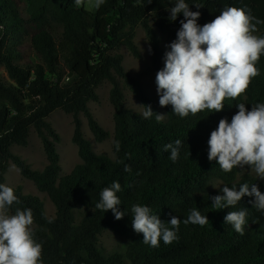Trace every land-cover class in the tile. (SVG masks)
<instances>
[{"label":"trees","instance_id":"trees-1","mask_svg":"<svg viewBox=\"0 0 264 264\" xmlns=\"http://www.w3.org/2000/svg\"><path fill=\"white\" fill-rule=\"evenodd\" d=\"M186 2L191 11L201 13L197 21L201 26L226 7L250 9L260 21L254 34L264 36V0ZM84 3L77 7L75 0H0V66L7 74V79L0 77V184H5L13 163L54 205L55 216L50 218L38 196L12 187L20 203L13 204L9 213L17 208L32 210L34 239L43 247L42 264H264V211L253 206L255 198L245 196L237 206L224 209H216L211 200L223 194L225 185L238 190L241 184L255 183L264 193V182L248 174L238 180V168L224 172L215 160H208L207 143L220 119L231 122L239 103L248 110L264 103V55L256 65L260 74L247 92L236 100H225L222 111L181 118L168 105L165 122H157L155 115L145 119L127 107L124 91L159 113L155 101L124 68L117 51L125 46L139 58L134 38L141 27L157 73L164 67V46L170 50L183 14L171 21L168 9L174 3L169 0H104L93 10ZM26 45L33 56L29 62L24 60ZM104 82L111 85L114 109L113 159L97 155L82 131L81 116L97 142L109 138L88 106L98 101L97 89ZM59 110L73 118L72 142L81 159L64 176L57 151L60 136L47 122ZM32 130L47 159L42 170L33 169L11 151L14 146L27 147ZM177 139L182 144L173 162L164 146H175ZM125 165L131 166L130 172L124 171ZM213 180L223 186L210 192ZM113 181L121 184L117 195L119 210L125 211L122 220H116L111 210L95 209L100 193ZM134 204L148 206L166 224L173 216L180 218L176 239L167 245L161 240L159 247L145 244L143 235L132 228ZM193 208L208 217V224L183 223ZM241 208L247 209L243 234L224 222L230 211ZM105 231L122 238V244L107 251L99 241Z\"/></svg>","mask_w":264,"mask_h":264},{"label":"clouds","instance_id":"clouds-1","mask_svg":"<svg viewBox=\"0 0 264 264\" xmlns=\"http://www.w3.org/2000/svg\"><path fill=\"white\" fill-rule=\"evenodd\" d=\"M83 3L84 0H75L77 7ZM103 3L104 0H94L93 6L98 9ZM169 3H174L168 9L170 20L175 21L181 13L184 19L180 21L176 39L168 45L170 50L164 54V67L156 73L159 105H171L172 113L181 118L205 111L220 112L225 100H236L244 95L252 79L260 74L256 65L264 55V36L254 34L260 21L250 9L229 6L201 26L197 23L201 13L191 11L186 0H169ZM139 106L143 108L141 115L145 119L155 115L156 121L160 122L166 116L154 113L150 105ZM237 107L239 110L231 122L222 118L211 132L207 141L208 160H215L224 172L248 166L257 177L264 179V103L252 106L251 110L244 103ZM181 144L177 139L175 146L171 143L164 146L165 151L170 150L169 158L173 162L179 157ZM124 171L130 172L131 166L125 165ZM221 190L222 195L211 197L216 209L233 208L243 197L249 196L255 198L251 201L253 206L264 211V193L255 183L251 186L241 184L238 190L235 185H225ZM120 191L121 184L113 181L100 193L95 209L104 213L111 210L116 220H122L125 211L118 207L121 205L117 195ZM18 203L14 189L0 184V264H42L43 247L34 239L32 210L17 208L14 214L9 213L11 206ZM131 212L132 228L143 235L145 244L159 247L161 240L167 245L176 239L180 218L173 216L166 224L158 215L151 214L148 206L140 204L132 205ZM246 215L244 208L230 211L224 222L243 234ZM208 222V217L195 208L183 220L185 225L204 226Z\"/></svg>","mask_w":264,"mask_h":264},{"label":"rangeland","instance_id":"rangeland-1","mask_svg":"<svg viewBox=\"0 0 264 264\" xmlns=\"http://www.w3.org/2000/svg\"><path fill=\"white\" fill-rule=\"evenodd\" d=\"M93 0H87L84 5L88 10H93L94 6ZM57 35L60 34L61 30L59 29ZM134 43L138 48L140 57H134L130 51L122 46L117 53L123 56V65L124 68L137 80H139L143 87L145 88L147 94L155 101V105L158 109L159 114H166L165 107L159 105V95L156 90L155 77L156 73L153 71L151 64V56L149 52L150 45L146 39L145 33L141 27H138L135 31ZM166 51H169L166 46H164ZM23 54L25 62L33 60L32 51L28 46L23 47ZM0 77L7 79V74L4 67L0 66ZM111 85L108 82H104L98 89L97 94L99 99L97 102L89 103V108L93 113L94 117L97 119L98 123L109 133V138L103 142H97L90 132L86 119L81 116L82 119V131L86 139H88L92 144V149L97 155H104L109 158H114L113 152V135H114V121L113 114L114 109L110 103L109 93ZM126 105L128 108L132 109L134 112L141 114L143 111L142 106L139 101L135 99L132 93L128 90L124 91ZM167 116L162 121H166ZM52 127L60 136V141L57 143V151L60 155V165L62 168L61 176L69 174L73 168L81 163V159L78 156V150L76 145L72 142V137L74 133V124L73 118L64 113L63 111H55L47 119ZM12 153L21 157L25 160L33 169L42 170L47 165V159L42 147L41 140L34 132L30 133L29 144L27 147H18L14 146L11 149ZM239 176L238 180L242 175L248 174L264 182V179L257 177L254 171L247 168H238ZM5 185L10 187L22 188L24 194H30L38 196L44 203L46 214L48 217L52 218L55 216V207L50 201V199L43 193H40L35 185L23 178L18 170V168L10 163L6 176H5ZM223 186V183L219 180H213L209 188L210 192L219 190ZM12 214V213H10ZM32 228H35V225H32ZM99 241L101 245L107 250L111 251L112 249L120 246L123 242L122 238L117 237L110 231L103 232Z\"/></svg>","mask_w":264,"mask_h":264}]
</instances>
